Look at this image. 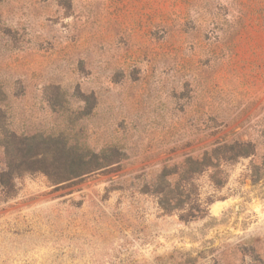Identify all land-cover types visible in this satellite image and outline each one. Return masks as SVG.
<instances>
[{
  "label": "rangeland",
  "instance_id": "1",
  "mask_svg": "<svg viewBox=\"0 0 264 264\" xmlns=\"http://www.w3.org/2000/svg\"><path fill=\"white\" fill-rule=\"evenodd\" d=\"M1 178L0 264H264V0H0Z\"/></svg>",
  "mask_w": 264,
  "mask_h": 264
},
{
  "label": "trees",
  "instance_id": "2",
  "mask_svg": "<svg viewBox=\"0 0 264 264\" xmlns=\"http://www.w3.org/2000/svg\"><path fill=\"white\" fill-rule=\"evenodd\" d=\"M256 149L257 145L253 141H221L213 149L212 153H206L203 157L195 160L192 158L188 159L183 172H201L206 167L220 169L222 163L233 162L240 157L254 155L256 153ZM212 179L214 183L220 184V181L217 177H215V174H212ZM1 182H3L2 178L0 179V183ZM186 186L184 187V185H180L178 182L173 184L171 181L167 180L163 184L162 189L155 190V192L160 196V206L165 212H171L175 209H179L186 203L191 202L192 193ZM189 216V214H183L181 215V218L187 220ZM193 216L202 217L203 215L196 214Z\"/></svg>",
  "mask_w": 264,
  "mask_h": 264
}]
</instances>
